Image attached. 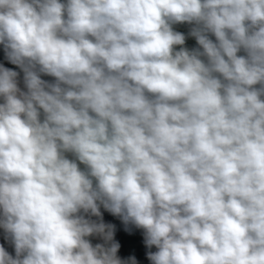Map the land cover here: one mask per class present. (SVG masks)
<instances>
[{
    "label": "clouds",
    "instance_id": "9594fccd",
    "mask_svg": "<svg viewBox=\"0 0 264 264\" xmlns=\"http://www.w3.org/2000/svg\"><path fill=\"white\" fill-rule=\"evenodd\" d=\"M0 45V264H124L101 207L151 264H264V0H0Z\"/></svg>",
    "mask_w": 264,
    "mask_h": 264
},
{
    "label": "crops",
    "instance_id": "0c3cea01",
    "mask_svg": "<svg viewBox=\"0 0 264 264\" xmlns=\"http://www.w3.org/2000/svg\"><path fill=\"white\" fill-rule=\"evenodd\" d=\"M190 27L191 26L186 23L177 24V25H174V30L186 36L185 44L183 45V47L189 50H192L197 45V42L194 37H191L188 35ZM180 47L181 46H177V50H179ZM239 54H242V52ZM0 59H1L0 65H3L5 68H9L11 70L19 68L18 66L11 64L7 60L4 49H3V45H0ZM53 79L54 78L51 77L50 81H52ZM17 80H18V86L23 90L24 89L23 78H17ZM69 158H72V157L69 156ZM82 168H83V165H82ZM116 219L118 223L120 224V226L122 227V233H120V240H119L120 247L117 252V257L122 262H124V249L126 245L131 244V246L136 247L137 244L141 243V248L139 249V252L142 254L140 264H151V261L148 259L147 254L149 251L155 252L157 249L155 248V246H153L152 248H148L145 245L143 229L136 228L134 225H131V224L126 226L122 222L121 218L118 216H116ZM87 239L93 244V246H95L96 244H101L95 235L89 236L87 237ZM0 245H2L5 248V250L9 252V254L15 256L14 246L12 245L10 240L6 238V234L2 228H0Z\"/></svg>",
    "mask_w": 264,
    "mask_h": 264
},
{
    "label": "trees",
    "instance_id": "16d2710c",
    "mask_svg": "<svg viewBox=\"0 0 264 264\" xmlns=\"http://www.w3.org/2000/svg\"><path fill=\"white\" fill-rule=\"evenodd\" d=\"M210 38L213 40L215 39L214 37H210ZM198 47H199V45L197 44L194 49H196ZM242 54H240V55H242ZM0 63H1V59H0ZM14 71L19 73L17 78H23V72L19 68L14 69ZM42 79L50 81L51 77L42 76ZM120 233H122V228L120 229ZM140 248H141V243L137 244L136 247L131 246V244L126 245V247L124 249V264H132L133 258L135 259V264H140L141 258H142V254L139 252Z\"/></svg>",
    "mask_w": 264,
    "mask_h": 264
},
{
    "label": "built area",
    "instance_id": "2783aa9c",
    "mask_svg": "<svg viewBox=\"0 0 264 264\" xmlns=\"http://www.w3.org/2000/svg\"><path fill=\"white\" fill-rule=\"evenodd\" d=\"M100 212H101V217H95L92 216L91 219L93 221H99L102 218L103 223H105L106 225H113L114 226V237H113V242H116L119 244V240H120V229L122 228L120 226V224L118 223L116 216L112 215L110 212L103 210L102 208H100ZM86 218H88L86 216ZM97 237V239L99 240V242L101 244H105V241L103 240V238L99 235H95ZM107 246V245H105Z\"/></svg>",
    "mask_w": 264,
    "mask_h": 264
},
{
    "label": "water",
    "instance_id": "95a60500",
    "mask_svg": "<svg viewBox=\"0 0 264 264\" xmlns=\"http://www.w3.org/2000/svg\"><path fill=\"white\" fill-rule=\"evenodd\" d=\"M103 210H105L103 207H101ZM105 211H107V210H105Z\"/></svg>",
    "mask_w": 264,
    "mask_h": 264
},
{
    "label": "bare ground",
    "instance_id": "6f19581e",
    "mask_svg": "<svg viewBox=\"0 0 264 264\" xmlns=\"http://www.w3.org/2000/svg\"><path fill=\"white\" fill-rule=\"evenodd\" d=\"M80 167L82 168V165H80Z\"/></svg>",
    "mask_w": 264,
    "mask_h": 264
}]
</instances>
